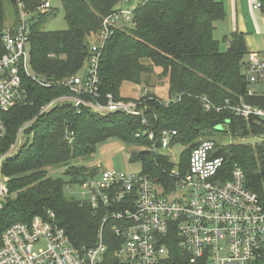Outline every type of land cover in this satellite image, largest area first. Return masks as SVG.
Returning <instances> with one entry per match:
<instances>
[{
	"label": "trees",
	"instance_id": "obj_1",
	"mask_svg": "<svg viewBox=\"0 0 264 264\" xmlns=\"http://www.w3.org/2000/svg\"><path fill=\"white\" fill-rule=\"evenodd\" d=\"M10 1L15 13L12 21H17L16 4ZM42 1L25 0L27 10L34 12ZM120 1L62 0L67 23L63 30L41 26L49 10L34 15L30 35L32 67L37 77L50 85L28 79V98L7 114L8 131L0 141V155L15 141L19 127L33 122L17 153L2 166L11 196L0 208V246L4 231L13 223L30 222L35 216L51 220L50 213L76 247L95 246L106 210L70 196L65 187L96 175L98 168L90 169L75 161L93 156L96 145L111 137L151 146L148 130L156 135L163 130H177L174 143L185 147L179 160L183 172L200 139L213 138L217 154L225 159L221 173L230 176L232 169L240 166L246 173L247 186L264 199V121L253 116L247 119L235 111L243 102L264 108V94L256 92L252 88L255 83L248 81L250 50L245 34L234 32L224 40V48L215 37V23L226 15L225 0H139L132 9L131 26L113 24V34L100 48L99 96L85 99L106 103L109 93L123 101L141 99V106L146 107L144 115L125 111L100 114L85 105L77 107L70 100L41 113L52 100L74 94L59 82L86 69L93 54L92 44L100 42L93 38L103 29L105 18L121 10L117 7ZM261 2L264 11V0ZM10 22L6 0H0V30ZM153 73L166 79L164 97L149 91L141 98L121 95L124 82L147 85ZM251 89L253 94H249ZM222 125L227 130L221 129ZM67 131L75 132L72 142L66 137ZM138 132L143 134L138 136ZM216 134L233 140L215 139ZM133 159L142 161L143 173L158 177L166 187L174 185L169 172L175 164L168 155L142 149L133 151ZM57 166H66L70 180L49 174ZM112 222L105 223L103 236L108 248L100 264H119ZM179 242L176 231H172L167 240L170 264H187L190 258ZM251 264H264V259Z\"/></svg>",
	"mask_w": 264,
	"mask_h": 264
},
{
	"label": "built area",
	"instance_id": "obj_2",
	"mask_svg": "<svg viewBox=\"0 0 264 264\" xmlns=\"http://www.w3.org/2000/svg\"><path fill=\"white\" fill-rule=\"evenodd\" d=\"M14 2L18 19L0 30V141L8 131L7 114L29 96L27 80L50 85L34 73L30 35L35 13L47 12L51 2L43 0L34 12L27 10L25 0ZM252 4L261 9V0H252ZM132 16V9H121L105 18L104 27L97 34L100 42L92 44L93 54L86 69L59 82L70 87L74 94L52 100L41 113L64 100L74 102L77 107L85 105L100 114L146 113L141 99L123 101L111 93L107 94L106 103L85 99V96H99L100 48L113 34V24L130 21ZM247 77L250 84L264 77V58L256 52L248 56ZM253 93V89L249 90V94ZM235 111L247 119L253 116L264 121L263 107L243 102ZM32 122L19 127L15 141L0 156V208L11 196L2 166L17 153ZM177 134L174 129L163 130L158 135L148 130L152 143L143 149L171 157ZM66 137L72 142L75 132H69ZM172 162L175 167L169 176L174 185L167 187L158 177L143 172L99 166L96 175L79 183L83 188L79 200L107 212L95 246L76 247L66 230L54 222V213H50L51 220L35 216L30 222L13 223L4 231L0 264H100L108 248L103 236L108 220L113 221L111 230L115 234L119 264H170L167 240L172 231L180 239L179 247L190 255L187 264H251L264 259V199L247 186L243 168L235 166L230 176L221 173L225 159L217 154L216 143L211 138H201L193 148L186 172L181 169L180 161Z\"/></svg>",
	"mask_w": 264,
	"mask_h": 264
},
{
	"label": "rangeland",
	"instance_id": "obj_3",
	"mask_svg": "<svg viewBox=\"0 0 264 264\" xmlns=\"http://www.w3.org/2000/svg\"><path fill=\"white\" fill-rule=\"evenodd\" d=\"M50 2L51 8L42 18L41 26L47 30H63L67 28V23L64 18L65 14L62 0H50ZM138 3L139 0H121L117 7L120 9H134ZM6 9L7 18L10 22L15 17L14 8L10 0H6ZM117 25L121 27L131 26L132 23L130 21L119 20ZM93 40L94 42H99L98 37H94ZM221 42H224V40L221 39ZM223 45L225 44L223 43ZM156 74L153 73L148 76V86L146 84L142 85L132 82H124L120 89L121 95L124 97L141 98L149 91L150 93H155L158 96L164 97L167 92L166 79L161 76L159 77V75L157 76ZM252 87H254V90L259 94H264V79L258 83H255ZM213 137L215 139H224V141L233 140L230 136L225 137L224 135L220 134H216ZM245 139H248L249 141H256L254 140L256 139L254 137H247ZM142 149V146L127 143L120 137H111L96 145V153L93 156L79 158L77 161H75V163L78 165L88 166L90 169L97 167L100 170L99 166H101L103 168L116 169L119 171L130 170L140 173L143 172V163L140 159L132 160V153L133 151ZM184 149L185 147L183 145L174 143L171 149V159L179 161L181 153ZM65 170L66 166H57L51 168L49 174L54 178L70 180L69 176L65 174ZM65 190L67 194L75 197L76 199H80L82 197L83 188L81 184H71V187L69 188L66 186Z\"/></svg>",
	"mask_w": 264,
	"mask_h": 264
},
{
	"label": "crops",
	"instance_id": "obj_4",
	"mask_svg": "<svg viewBox=\"0 0 264 264\" xmlns=\"http://www.w3.org/2000/svg\"><path fill=\"white\" fill-rule=\"evenodd\" d=\"M225 8V17L215 23V37L221 42L234 32H242L250 52L264 58V11L254 8L252 0H225ZM226 45L221 42L223 48Z\"/></svg>",
	"mask_w": 264,
	"mask_h": 264
},
{
	"label": "water",
	"instance_id": "obj_5",
	"mask_svg": "<svg viewBox=\"0 0 264 264\" xmlns=\"http://www.w3.org/2000/svg\"><path fill=\"white\" fill-rule=\"evenodd\" d=\"M220 128L223 130H227V126H225V125H222Z\"/></svg>",
	"mask_w": 264,
	"mask_h": 264
},
{
	"label": "bare ground",
	"instance_id": "obj_6",
	"mask_svg": "<svg viewBox=\"0 0 264 264\" xmlns=\"http://www.w3.org/2000/svg\"><path fill=\"white\" fill-rule=\"evenodd\" d=\"M210 139V138H209ZM211 139H213V138H211ZM214 140V139H213Z\"/></svg>",
	"mask_w": 264,
	"mask_h": 264
}]
</instances>
